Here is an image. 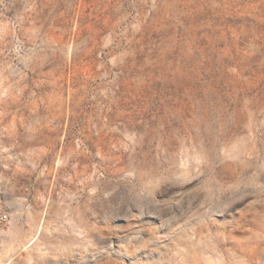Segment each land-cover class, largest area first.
Returning a JSON list of instances; mask_svg holds the SVG:
<instances>
[{"label": "rangeland", "instance_id": "rangeland-1", "mask_svg": "<svg viewBox=\"0 0 264 264\" xmlns=\"http://www.w3.org/2000/svg\"><path fill=\"white\" fill-rule=\"evenodd\" d=\"M0 264H264V0H0Z\"/></svg>", "mask_w": 264, "mask_h": 264}, {"label": "trees", "instance_id": "trees-1", "mask_svg": "<svg viewBox=\"0 0 264 264\" xmlns=\"http://www.w3.org/2000/svg\"><path fill=\"white\" fill-rule=\"evenodd\" d=\"M201 38H202V37H201ZM201 41H202L203 44H205V43H206V37H203V38L201 39ZM196 51L198 52V54L201 53V50H200L199 48H196Z\"/></svg>", "mask_w": 264, "mask_h": 264}]
</instances>
